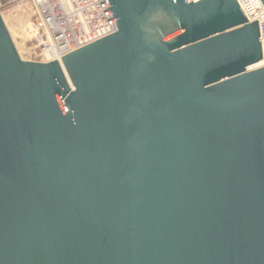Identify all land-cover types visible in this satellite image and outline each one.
<instances>
[{
  "label": "water",
  "instance_id": "water-1",
  "mask_svg": "<svg viewBox=\"0 0 264 264\" xmlns=\"http://www.w3.org/2000/svg\"><path fill=\"white\" fill-rule=\"evenodd\" d=\"M106 1L116 32L61 62L0 14V264H264L258 20Z\"/></svg>",
  "mask_w": 264,
  "mask_h": 264
},
{
  "label": "built area",
  "instance_id": "built-area-1",
  "mask_svg": "<svg viewBox=\"0 0 264 264\" xmlns=\"http://www.w3.org/2000/svg\"><path fill=\"white\" fill-rule=\"evenodd\" d=\"M237 1L249 22L258 20L264 66V5L261 0ZM0 14L4 19L26 18L19 46L14 42L28 61L61 62V57L117 30L106 0H0Z\"/></svg>",
  "mask_w": 264,
  "mask_h": 264
},
{
  "label": "rangeland",
  "instance_id": "rangeland-1",
  "mask_svg": "<svg viewBox=\"0 0 264 264\" xmlns=\"http://www.w3.org/2000/svg\"><path fill=\"white\" fill-rule=\"evenodd\" d=\"M7 27L14 39V41H16L18 43L19 46V40L22 37L21 31H20V26L25 22L26 18L24 16H19V17H13V18H9L6 16V18L4 19Z\"/></svg>",
  "mask_w": 264,
  "mask_h": 264
},
{
  "label": "bare ground",
  "instance_id": "bare-ground-1",
  "mask_svg": "<svg viewBox=\"0 0 264 264\" xmlns=\"http://www.w3.org/2000/svg\"><path fill=\"white\" fill-rule=\"evenodd\" d=\"M262 64H263V63L258 62V63H256V64L252 65L250 68H256V67H259V66H261Z\"/></svg>",
  "mask_w": 264,
  "mask_h": 264
}]
</instances>
